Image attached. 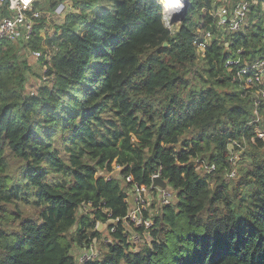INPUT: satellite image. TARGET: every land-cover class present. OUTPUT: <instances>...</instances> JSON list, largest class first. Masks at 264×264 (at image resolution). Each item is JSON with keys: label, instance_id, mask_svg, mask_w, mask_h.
<instances>
[{"label": "trees", "instance_id": "obj_1", "mask_svg": "<svg viewBox=\"0 0 264 264\" xmlns=\"http://www.w3.org/2000/svg\"><path fill=\"white\" fill-rule=\"evenodd\" d=\"M65 1L76 12L55 27V51L41 19L27 43L0 41V264H75L74 250L108 221L113 241L86 264H264V105L257 123L225 66L237 51L264 55V0H246L250 26L228 36L210 14L215 0H189L174 31L155 0H121L92 19L97 0L33 7ZM207 31L200 56L194 43ZM27 51L41 52L47 82L26 94ZM244 148L250 169L235 173ZM156 174L172 197L153 217L140 212L151 224L135 230L151 239L134 251L128 199L136 187L156 191ZM80 209L90 212L77 219Z\"/></svg>", "mask_w": 264, "mask_h": 264}, {"label": "built area", "instance_id": "obj_2", "mask_svg": "<svg viewBox=\"0 0 264 264\" xmlns=\"http://www.w3.org/2000/svg\"><path fill=\"white\" fill-rule=\"evenodd\" d=\"M35 0H0V9L5 8L6 13L0 16V41L7 40L12 43H27L33 33V27L36 21L41 19V12L34 9L33 4ZM227 2L225 0L221 1ZM163 15L162 21L167 29H170V20L166 7H162ZM250 3L246 0H239L234 4H227L226 7L220 5L217 11L212 8L210 14L217 18L216 28L223 33V36L232 35L234 33L243 32L250 26L249 20ZM168 19V21H167ZM173 24V23H171ZM214 35L207 31L203 34L200 40L194 44L198 55L203 56L205 50L209 46L210 41ZM228 46V44H226ZM242 51H237L235 59H228L225 66L229 71L236 68L233 75V81L238 83V86L250 94L254 100V114L255 121L260 122L261 116L259 110L261 105H264V55L255 61H248L245 57H241ZM32 57L39 59L41 57L40 51H33ZM47 59H49L47 55ZM258 138L264 139V130L257 131ZM236 143L233 142L232 145ZM213 166L209 167V170ZM158 175H153L152 179H156ZM129 180V179H128ZM132 209L129 212L128 218L135 225L148 228L150 226V219H143L140 215L141 211L145 210L144 200L141 193L145 192V188L136 187L133 190ZM158 202L167 204L172 194L157 188ZM96 256L93 247L85 248L78 260L79 264H84L91 261Z\"/></svg>", "mask_w": 264, "mask_h": 264}, {"label": "rangeland", "instance_id": "obj_3", "mask_svg": "<svg viewBox=\"0 0 264 264\" xmlns=\"http://www.w3.org/2000/svg\"><path fill=\"white\" fill-rule=\"evenodd\" d=\"M36 1V0H35ZM45 0H37L38 4H42ZM121 0H97L98 5L97 7L92 10L89 14H90V19H92L97 13H99V11L101 9H110V10H114L115 6L120 2ZM157 3H159V5L162 7H165V0H155ZM256 2H253V4H255ZM229 4L228 2H221V0H215L213 2V8L215 11H217L218 7L220 5H223V7H226V5ZM264 4V3H263ZM264 5H262L261 11L263 10ZM163 9V8H162ZM76 12L72 2H67L65 1L64 3H62L60 5V7H58L56 9L55 12H49V11H42L41 10V21H43V28L42 31L40 32V36L43 39V44L45 46V49H48L49 51H55L56 50V45L52 44V45H48L49 41H52L51 39H53V35L55 33V27H58L62 24L65 15L69 14V13H73ZM162 15H163V10H162ZM169 19V18H168ZM171 23V22H170ZM180 26V23H174L171 26V31H174L175 29H177ZM225 39V37H224ZM223 39V40H224ZM46 44V45H45ZM48 57L51 55V52H48ZM26 63L27 65L30 67V71L28 72V74H26L27 77V83H26V90L25 93H30L33 92L35 87L40 84L41 82L46 83L47 79L44 78H40L39 75L43 74V67H42V63L40 60L32 57L31 52L28 53V51L26 52ZM262 119V117H261ZM262 131V130H260ZM188 135H185L184 137H187ZM247 147V145H246ZM244 150L245 148L242 150L240 149L239 151H234L233 152V163H234V167L233 170L236 173L238 169L242 168L244 170H249L250 169V163L251 160L248 158V156H246V154L244 155ZM9 163H10V167L12 168V172H14L17 176V162L13 159H9ZM200 167L199 164H196V168L198 169ZM117 171L118 169L116 167L113 168V172L110 173V176H114V177H118L117 175ZM226 181H228L229 179H227V177L225 178ZM167 191H170L172 193V191L170 190V188L167 186L166 187ZM158 194L156 193L155 190H151V191H145L144 195H142V199L144 200V206H145V210L148 211L150 216H154L156 215V213H159L160 209H161V203L158 202ZM133 197V195H132ZM169 202V201H168ZM21 209H25L28 210L29 208L27 206L21 205L20 206ZM133 205L130 202V209H132ZM86 212H90L89 209L86 210ZM83 209H80L78 211L77 214V219L81 218L84 216ZM112 225L111 221H108L106 223H98L96 226V231L98 233V236L93 239V241L91 242L93 247L95 246L96 251L98 253H104L106 250V245L109 242H112L113 239L110 236V226ZM139 227L137 226V224L132 225L127 221H124V229H125V234L127 233L128 235L131 236L132 239H130L128 242L130 244V246L132 247V249H138L141 245L144 244H149L150 243V235L147 233V231H144L143 233H138L135 228ZM99 229V230H98ZM124 234V235H125ZM79 250H74L73 255L74 257L77 258V260H79Z\"/></svg>", "mask_w": 264, "mask_h": 264}, {"label": "bare ground", "instance_id": "obj_4", "mask_svg": "<svg viewBox=\"0 0 264 264\" xmlns=\"http://www.w3.org/2000/svg\"><path fill=\"white\" fill-rule=\"evenodd\" d=\"M165 2L166 12L168 13L170 21L175 14H177V16L181 15L184 10V0H165ZM177 5H179V7H177Z\"/></svg>", "mask_w": 264, "mask_h": 264}, {"label": "water", "instance_id": "obj_5", "mask_svg": "<svg viewBox=\"0 0 264 264\" xmlns=\"http://www.w3.org/2000/svg\"><path fill=\"white\" fill-rule=\"evenodd\" d=\"M189 7V0H184V10L183 12L181 13V15H178L175 14L173 17H172V20H171V23H181L184 16L186 15V12H187V9ZM166 46V44H165ZM153 186L154 187H160V188H165L166 184L164 181H162L159 177L154 179L153 180ZM99 230V229H98Z\"/></svg>", "mask_w": 264, "mask_h": 264}, {"label": "clouds", "instance_id": "obj_6", "mask_svg": "<svg viewBox=\"0 0 264 264\" xmlns=\"http://www.w3.org/2000/svg\"><path fill=\"white\" fill-rule=\"evenodd\" d=\"M177 7H179V5H177ZM174 24V23H173ZM158 178V177H157ZM154 180V179H153ZM152 188H160V187H154V186H152ZM133 189H132V195H133ZM128 201H129V204H130V202L132 203V201H130L129 199H128ZM150 219V218H149ZM124 221H126V220H124ZM112 222V221H111ZM113 223V222H112ZM130 223V222H129ZM98 224V223H97ZM101 224V223H100ZM150 224H151V222H150ZM97 226V225H96ZM150 227V226H149ZM148 227V228H149ZM136 228H139V227H136ZM143 228L146 230L147 228H145L144 226H143ZM115 231V227H111L110 226V232H114ZM123 234H125V229H124V232H123ZM127 234V233H126ZM125 234V235H126ZM129 237H130V239H132L131 238V236L129 235ZM93 247V245H92V243H91V245H89L88 247H87V249L89 248V247ZM86 248V247H85ZM85 248H83L82 250H80V252H79V258H80V256H81V254H82V252H83V250L85 249ZM93 249H94V252H96V256H95V258L98 256V252L96 251V248H95V246L93 247ZM135 250H137V249H134V251ZM93 260V259H92ZM91 260V261H92ZM88 262H90V261H88ZM88 262H86V263H88ZM86 263H84V264H86ZM75 264H79L78 263V260H77V258L75 257Z\"/></svg>", "mask_w": 264, "mask_h": 264}]
</instances>
